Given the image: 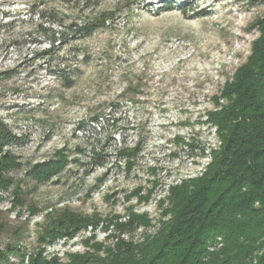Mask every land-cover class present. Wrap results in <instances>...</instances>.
Wrapping results in <instances>:
<instances>
[{"label": "rangeland", "instance_id": "obj_1", "mask_svg": "<svg viewBox=\"0 0 264 264\" xmlns=\"http://www.w3.org/2000/svg\"><path fill=\"white\" fill-rule=\"evenodd\" d=\"M263 17L251 0H0V264L152 252L172 216L159 200L208 171L184 143L219 145L211 116Z\"/></svg>", "mask_w": 264, "mask_h": 264}, {"label": "trees", "instance_id": "obj_2", "mask_svg": "<svg viewBox=\"0 0 264 264\" xmlns=\"http://www.w3.org/2000/svg\"><path fill=\"white\" fill-rule=\"evenodd\" d=\"M251 3L264 9V0ZM259 24L264 27V17ZM65 27L67 37H76L89 35L93 24ZM59 72L71 86L69 72ZM221 97V109L211 116L219 145L195 139L184 143L192 157H209L208 171L170 185L159 200L167 201L164 213L172 216L156 232L159 244L152 252L144 254L142 245L130 244L120 252L115 249L112 264H264V36L224 84ZM110 122L117 120L93 117V131ZM5 138L0 131V145ZM137 151L121 146L118 154L128 159ZM50 169L56 170L57 163L34 172L44 177Z\"/></svg>", "mask_w": 264, "mask_h": 264}]
</instances>
